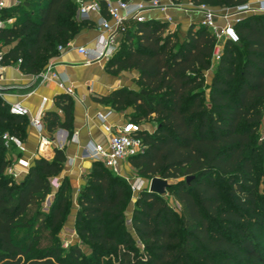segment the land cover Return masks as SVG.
Masks as SVG:
<instances>
[{
    "label": "trees",
    "instance_id": "16d2710c",
    "mask_svg": "<svg viewBox=\"0 0 264 264\" xmlns=\"http://www.w3.org/2000/svg\"><path fill=\"white\" fill-rule=\"evenodd\" d=\"M189 1L223 9L248 0ZM77 9L73 0H20L5 8L2 13L20 15L0 27L2 65L40 74L59 46L96 27L80 20ZM131 22L106 66L114 73L138 71L139 89L122 87L96 100L118 111L132 107L129 120L157 121L154 132L140 133L144 151L129 163L142 178L177 180L168 190L180 211L144 187L131 218L137 244L126 226L130 184L93 161L79 192L75 228L94 254L86 256L78 245L65 251L58 228L71 202L67 177L50 211L42 207L53 191L52 178L64 170L65 149L55 147L51 159L36 157L22 180L7 174L11 161L2 135L24 141L30 122L28 115L12 114L0 97V264H264V197L256 167L264 119V12L235 23L239 41L226 40L218 61V38L205 25L191 24L181 38L167 21ZM214 62L208 85L205 74ZM55 104L63 116H43L50 136L72 129L71 96L57 95Z\"/></svg>",
    "mask_w": 264,
    "mask_h": 264
},
{
    "label": "crops",
    "instance_id": "0c3cea01",
    "mask_svg": "<svg viewBox=\"0 0 264 264\" xmlns=\"http://www.w3.org/2000/svg\"><path fill=\"white\" fill-rule=\"evenodd\" d=\"M161 2L167 7L165 9H154L145 12L144 16L146 20L159 19L169 22L170 28L178 30L181 38L184 37L191 24H201L203 9L199 5H194L189 0H161ZM250 4L256 7L257 1L251 0ZM214 10L218 14L217 23L222 27L226 22L223 15L229 13L232 7ZM251 14L254 13L246 12L241 14L240 17L243 19ZM129 21H126L124 26ZM98 36L99 29L97 25L91 29H84L59 52L58 56L52 58L47 65L53 66V69L65 78L67 85L72 86L74 90L73 94H69L74 102L71 131L63 129L66 132H62L58 129L51 136L46 131L45 126L43 131V135L51 141L47 154L44 157L53 158L55 147L64 148L66 152L64 170L60 175L52 178V182L58 188L63 178L67 177L71 183L73 195H77L85 184L84 175L88 173L89 168L93 164L92 160L84 157L86 148L93 143H106L107 134L104 131L103 121L99 115L107 116L106 122L108 124H121L129 120L126 118V113L123 110H115L108 103L99 102L96 98L108 95L122 87L139 89L136 83V79L139 77L138 71L127 70L114 73L109 71L106 66L110 58L108 60L87 63L84 55L79 53V46L95 48ZM122 39L123 31H120L117 34L118 46ZM224 43L225 40L220 41L221 46ZM215 66L216 63L214 62L212 68L205 74L208 85L215 72ZM0 88L3 89L0 97L5 102L10 105L21 102L28 108L29 122L41 109H43V112L57 111L63 116V113L55 104V97L66 92L56 81H42V77L39 74H28L20 71L15 66L2 65L0 67ZM263 126L264 119L262 128ZM144 130H147V128H144ZM75 132L77 133L76 138H74ZM40 140L41 134L29 123L26 129V137L23 141L25 149L22 151L14 146V151L8 152V159L19 173V180L25 177L33 160L36 157L43 156L38 153ZM127 163L122 164V176L127 171H130ZM129 166L133 168L130 164Z\"/></svg>",
    "mask_w": 264,
    "mask_h": 264
},
{
    "label": "built area",
    "instance_id": "2783aa9c",
    "mask_svg": "<svg viewBox=\"0 0 264 264\" xmlns=\"http://www.w3.org/2000/svg\"><path fill=\"white\" fill-rule=\"evenodd\" d=\"M20 0H0V27L5 25L1 19L2 11L10 6L18 4ZM78 9L77 16L80 20L94 21L99 29V36L95 48L88 46H79L78 51L86 58L87 63H92L101 60H108L118 49L117 34L124 31V23L129 20L143 21L145 20L144 13L154 9H165L161 0H73ZM251 0L246 3L232 7L229 13L223 15L226 19L225 24L220 27L217 23V12L208 6L199 5L203 9V18L201 24L209 27L217 36L218 42L214 54V60L220 59L223 51V46L220 45L221 40H230L232 42L239 41V35L234 27L235 23L241 20L240 15L246 12H264V0L257 1V6L253 7L250 4ZM106 11L109 17L103 15ZM59 51L64 49L63 46L58 47ZM3 51H0V67L2 66ZM39 76L42 81L53 80L64 89L67 94H73V87L67 85L66 79L57 73L53 66H47ZM46 100V98H44ZM10 112L15 115L26 116L29 114L28 108L21 102H16L10 105ZM44 112L41 109L35 117L31 119V125L34 126L41 134L38 153L46 156L50 146V139L43 135ZM103 121V128L106 132V143L90 144L86 150L84 157L92 161L102 162L106 168L112 172L121 175L122 164L129 162V158L144 151L145 145L140 133L144 128L137 122L127 120L121 124H108L107 116L99 115ZM77 137L75 132L74 138ZM2 140L7 149L17 147L19 150H24L23 141L17 136L9 133L2 135ZM262 141H264V128L262 133ZM6 173L19 180V173L11 165L7 168ZM137 182V181H136ZM134 182L131 184V189L134 194L140 191L142 186Z\"/></svg>",
    "mask_w": 264,
    "mask_h": 264
},
{
    "label": "rangeland",
    "instance_id": "374dc122",
    "mask_svg": "<svg viewBox=\"0 0 264 264\" xmlns=\"http://www.w3.org/2000/svg\"><path fill=\"white\" fill-rule=\"evenodd\" d=\"M34 8H36V6L31 7V9H34ZM19 15H20L19 11L15 12V13L4 11L1 14V19L3 20V22L5 24H12L13 22H15V20L17 19V17ZM131 23L132 22L129 21L126 23L125 26H130ZM108 61H107V63H108ZM123 112L126 113L127 119H134L133 118L134 111H133L132 107H129L126 110H123ZM137 122L143 128H147V130L151 133L154 132V130L157 127V121L153 117H148V118H145L143 120H137ZM263 128H264V126H263ZM263 128L262 127L260 128L259 138L257 140L260 147H259L258 158L256 160L257 175H258V191L262 197H264V151H263V147H262V143H261L262 142ZM5 132H9V131L6 130ZM12 151H14L13 148L8 149V152H12ZM11 164L13 166V163H11ZM129 164L130 163L128 162L127 166L130 168V171H127L126 174L124 172L125 175L123 176L126 178L125 181H126L127 185L129 183L130 188H131V184H133L134 182L137 181L136 183H138L139 186H142L140 191L144 187L149 189L151 180L153 178H142L140 175H138L137 171L134 168H131L129 166ZM90 170H91V167L89 168L88 173H86L84 175L85 183L88 182V174H89ZM156 177L161 178L159 176H156ZM165 180H166L168 186L165 188V190L163 192H156V193L163 196L172 208H174L177 211H180L179 203L177 202L172 191L168 190V188L171 187L173 184H175L177 182V180H174V179H165ZM52 186H53L52 193L49 195V197L46 198V200L43 202V205H42L43 210L46 212L50 211L51 204L55 198V191H56L57 187H56V184L54 182H52ZM131 191H132V189H131ZM79 192H80V190H79ZM79 192L77 193V195H73L74 193H73V189L71 187V190H70L71 202H70L69 210H68V213L66 216V221L61 225V228H58V232L61 236L60 238H61V241L63 243V248L65 251H68L71 246L78 245L82 248V250L84 251L86 256L92 257L94 253H93L92 249L90 248V245L86 241L82 240V238L78 235L76 228H75L76 215H77V212L79 210V202H78ZM139 192H137L136 194H134L133 191L131 192L132 196H131L129 205L126 209V226L135 238H136V236L133 233V230L131 228V218H132V211L135 207V201H136V198L138 197ZM135 240H136L137 244H140V242L137 240V238ZM104 259L110 260V256H106V257H104ZM112 260L114 261L115 257H113Z\"/></svg>",
    "mask_w": 264,
    "mask_h": 264
},
{
    "label": "water",
    "instance_id": "95a60500",
    "mask_svg": "<svg viewBox=\"0 0 264 264\" xmlns=\"http://www.w3.org/2000/svg\"><path fill=\"white\" fill-rule=\"evenodd\" d=\"M2 91H3V89L0 88V93ZM60 131L66 132L63 129H60ZM191 179H192V177H187V181H190ZM167 186H168V184H167L165 179L153 177V179L151 180L150 186H149V191L163 192Z\"/></svg>",
    "mask_w": 264,
    "mask_h": 264
}]
</instances>
